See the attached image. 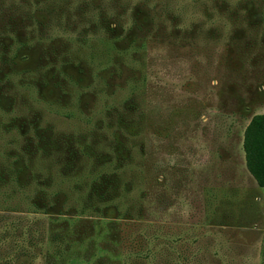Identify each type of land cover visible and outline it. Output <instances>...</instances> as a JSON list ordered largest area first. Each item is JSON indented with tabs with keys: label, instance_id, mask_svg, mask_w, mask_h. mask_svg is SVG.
<instances>
[{
	"label": "rangeland",
	"instance_id": "1",
	"mask_svg": "<svg viewBox=\"0 0 264 264\" xmlns=\"http://www.w3.org/2000/svg\"><path fill=\"white\" fill-rule=\"evenodd\" d=\"M263 114L264 0H0V264H264Z\"/></svg>",
	"mask_w": 264,
	"mask_h": 264
},
{
	"label": "trees",
	"instance_id": "2",
	"mask_svg": "<svg viewBox=\"0 0 264 264\" xmlns=\"http://www.w3.org/2000/svg\"><path fill=\"white\" fill-rule=\"evenodd\" d=\"M244 151L250 174L264 189V114L255 116L247 127Z\"/></svg>",
	"mask_w": 264,
	"mask_h": 264
},
{
	"label": "crops",
	"instance_id": "3",
	"mask_svg": "<svg viewBox=\"0 0 264 264\" xmlns=\"http://www.w3.org/2000/svg\"><path fill=\"white\" fill-rule=\"evenodd\" d=\"M250 173V172H249ZM253 177V176H252ZM253 179H254V177H253ZM255 180V179H254ZM255 182L257 183V181L255 180ZM257 186L259 187V185H258V183H257ZM263 189V188H262Z\"/></svg>",
	"mask_w": 264,
	"mask_h": 264
}]
</instances>
